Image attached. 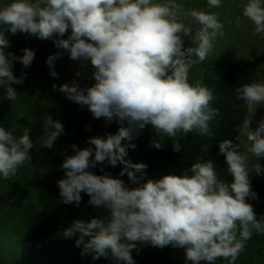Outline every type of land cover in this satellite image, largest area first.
<instances>
[{
    "label": "clouds",
    "instance_id": "obj_1",
    "mask_svg": "<svg viewBox=\"0 0 264 264\" xmlns=\"http://www.w3.org/2000/svg\"><path fill=\"white\" fill-rule=\"evenodd\" d=\"M207 3L210 8L222 6V0ZM241 16L252 23L256 36L264 37V0H247ZM241 16L236 17L237 27L243 23ZM189 18L199 25L195 32L184 22ZM69 28L71 34L63 39ZM223 29L217 13L185 10L176 0H11L0 7V89L5 99L16 101L13 85L26 80L24 72L14 75V63L27 69L35 58L30 48L21 49L22 56L6 53L10 42L5 34L52 40L63 50L47 57L53 78L58 75L55 61L66 51L74 61H90L95 81L81 87L73 79L53 84L52 89L58 88L82 108L87 106L95 119L119 125L115 134L90 138L88 143L94 148L73 144L74 154L67 155L61 165L60 201L79 207L83 193L89 197L88 205L105 210L87 222L76 219L63 230L65 238L79 234L76 245L83 243L82 254L92 253L93 259L103 257L114 264H136L132 251L139 242L183 249L191 264L218 260L236 264L253 233L264 234V216L258 219L248 202L258 199L251 186L252 172L264 174L258 162L264 158V119L254 130L247 121L246 150L239 135L235 137L238 143L231 139L219 143L230 181L220 178L212 160L202 158L181 175L145 181L148 166L125 159L128 149L136 147L130 142L146 126L154 133L151 146L161 149L166 136L174 152L182 150L180 136L213 135L210 122L219 115V109L211 106L213 90L199 80L190 83L189 72L208 59L214 42L224 36ZM185 37L190 46L185 47ZM235 92L249 113L264 105L262 82L244 83ZM43 128L42 146L52 148L64 126L46 115ZM33 147L28 128L17 137L0 127V177H15L19 168L30 163ZM250 156L255 159L252 168ZM118 163L124 166L119 176L127 174L136 187L130 188L111 173L91 171L98 164L115 167Z\"/></svg>",
    "mask_w": 264,
    "mask_h": 264
},
{
    "label": "rangeland",
    "instance_id": "obj_2",
    "mask_svg": "<svg viewBox=\"0 0 264 264\" xmlns=\"http://www.w3.org/2000/svg\"><path fill=\"white\" fill-rule=\"evenodd\" d=\"M10 2L11 0H0V7ZM156 2H166V0H156ZM176 2L182 4L185 10L195 8L206 12H215L224 25L225 34L214 42L213 51L208 57V67H201L198 64L190 69V83L195 84L199 80L206 86L204 81L206 73L216 74L223 69V59L233 57L245 58L252 62L258 69V82L264 83V37L256 36L252 23L241 16L243 4L247 0H222V6L219 8H210L207 0H176ZM237 16H241L243 20L239 27L236 25ZM184 22L191 25L193 32L199 27L191 18ZM184 43L185 47L190 46L187 37H185ZM28 48L35 50V58L29 68H24L16 75L19 77L24 72L26 80L22 85L14 87L18 97L16 101H10L11 122L8 127L17 137L22 134L24 128H28L34 147L29 150L30 163L26 162L19 168L15 177L11 180L0 177V264H50L45 258L24 259L20 252L24 234L38 213L41 194L49 188H55L59 192L57 181L64 176L61 165L67 156L66 153L73 151L71 147L73 144L80 149L94 148V145L88 143L90 138L115 134L119 127L115 121L107 123L103 118L95 119L88 109L68 100L58 88L57 90L52 89L53 84L59 86L71 83L73 79L81 87L91 86L95 81L91 78L90 61H74L64 51L63 56L55 61V70L58 75L53 78L46 64L47 57L63 50L57 49L52 40H41L33 36H30ZM38 53H41L42 57ZM77 71L81 73V76L75 75ZM255 107L258 108L253 114L248 112L239 134L240 140L244 142L242 148L245 150L247 138L244 133L248 130L247 121L250 120L249 127L254 130L259 121L264 119V105ZM83 112L86 113L87 120L82 130L77 132L76 122ZM46 115H51L54 120H59L64 126V132L54 142L52 148L42 146L44 140L43 118ZM86 126H90V130ZM153 138L154 133L151 126H146L139 137L130 142L134 143L136 147L128 149L125 159L132 163H144L148 166L144 177L145 181L147 179L157 180L168 174L181 175L182 170L173 167L161 158L156 148L151 146L150 141ZM124 143L129 142L122 141V144ZM201 158L205 161L208 160L206 149H204ZM258 162L264 167V158L259 159ZM254 163L255 159L250 156L249 167L252 168ZM116 167L122 169L124 166L119 163L115 167L98 164L91 171L97 175H103L105 172L111 173L113 177L124 180L130 188L136 187L131 181L119 176L113 170ZM102 168L103 171H101ZM251 180L252 189L257 193L258 199H250L248 202L254 206L259 219L264 216V174L256 175L253 171ZM13 190V198L10 201L6 200L3 196ZM88 200L89 197L82 193V202L88 204ZM88 207L93 213H105L103 209H96L90 205ZM132 256L136 264H191V262H186L183 249L171 246L157 248L147 243L138 242L132 251ZM92 264H114V261L101 257ZM201 264H206V262H201ZM216 264H228V262L218 260ZM236 264H264V234L253 233Z\"/></svg>",
    "mask_w": 264,
    "mask_h": 264
},
{
    "label": "trees",
    "instance_id": "obj_3",
    "mask_svg": "<svg viewBox=\"0 0 264 264\" xmlns=\"http://www.w3.org/2000/svg\"><path fill=\"white\" fill-rule=\"evenodd\" d=\"M71 34V29L65 33L63 38L67 39ZM10 42V46L5 52L15 53L22 56L21 49L28 48L30 36L17 33L12 36L5 34ZM42 57L41 53H38ZM201 67H208V59L199 64ZM24 69L19 62L14 63V75ZM258 69L248 59L233 57L223 59V69L216 74L207 72L205 84L213 90L215 99L212 107L219 109V115L210 122L212 136L201 137L196 133H189L187 136H180L179 141L182 145L181 152L172 150L171 139L166 137L164 146L156 149L161 158L170 163L173 167L184 170L190 167L192 163L198 162L202 157L204 149L208 152V160H212L218 175L222 179L230 181L231 177L227 172L225 156L219 153V143L225 139H231L238 142L235 137L240 134L244 120L248 114L243 101L236 99V87L244 83L258 82ZM15 87V85H13ZM10 101L5 99L3 89H0V127L9 130L8 125L11 122ZM87 110V106H84ZM87 120L86 113L83 112L76 122V130L80 132ZM67 155L74 154V151H68ZM118 174L121 168H113ZM128 179L127 174L122 176ZM14 190L4 195L6 200H11ZM105 213H93L88 204L81 202L79 207L75 205H66L60 201L59 192L55 188H49L44 191L39 200V210L35 220L27 228L21 246L20 252L24 259L45 258L50 264H92V253L83 252V243L76 245L79 234H74L70 238L63 236V230L70 227L76 219L89 221L91 218L104 215ZM87 238H85V241Z\"/></svg>",
    "mask_w": 264,
    "mask_h": 264
}]
</instances>
